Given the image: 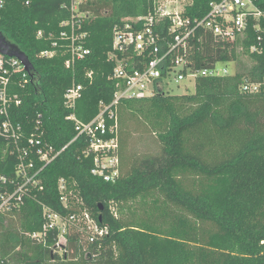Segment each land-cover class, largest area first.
<instances>
[{"label": "trees", "instance_id": "1", "mask_svg": "<svg viewBox=\"0 0 264 264\" xmlns=\"http://www.w3.org/2000/svg\"><path fill=\"white\" fill-rule=\"evenodd\" d=\"M213 1L193 0L188 15L203 18ZM65 3L69 0H10L0 20V32L34 67L26 89L10 88L23 101L11 114L22 127L24 143L36 133L57 152L69 145L41 172L38 200L26 199L21 209L0 214V264H264V89L257 94L242 90L246 82L263 81L264 54L246 57L238 53L239 43H220L199 31L188 59L192 70L236 62L235 74L198 77L193 93L170 95L160 88L152 96L121 100L120 177L106 182L92 174L94 155L87 154L86 138L72 142L75 123L67 120L73 112L64 96L74 83L83 86L74 113L85 123L100 113L102 103L113 101L117 82L110 78L114 64L108 53L114 30L125 18L147 14L148 2L94 0L85 27L91 54L71 69L60 52L42 58L52 41L37 38L39 31L45 37L60 33V24L70 17ZM258 6L264 11V0ZM249 35L246 47L254 39L252 31ZM126 122L157 137L160 152L128 157ZM6 144L0 137V178L9 181L17 158L4 152ZM5 189L12 186L0 182V192ZM155 195L163 200H148ZM136 201L151 203L146 218L126 223L111 210ZM45 208L63 219L87 212L109 233L84 244L80 233L70 231L61 251L58 230L42 242L32 238L43 230Z\"/></svg>", "mask_w": 264, "mask_h": 264}, {"label": "built area", "instance_id": "2", "mask_svg": "<svg viewBox=\"0 0 264 264\" xmlns=\"http://www.w3.org/2000/svg\"><path fill=\"white\" fill-rule=\"evenodd\" d=\"M93 1L69 0L63 7L70 12V17L60 24V33H50L45 37L42 31L38 32V39L52 41L51 49L41 52L42 58H54L61 53L67 56L66 68L71 69L76 62L84 61L91 54L87 47L90 34L85 27L92 18ZM260 1L216 0L209 4L203 18L193 19L188 15L193 0H147V14L122 20V25L114 30L112 48L108 53V60L114 64L110 78L117 82L113 101L109 105L102 103L100 113L85 123L74 113L83 86L74 83L64 96L66 108L73 112L67 120L75 123L76 137L72 142L80 137H85L89 142L87 154L94 155V176L103 177L106 182H115L120 177V123L117 110L121 100L152 96L160 88L165 90L167 80L195 82L198 77L235 74L236 62L228 64L232 66V71L227 68L218 70V64L202 71L192 70L188 59L199 31L210 32L220 43H239L236 49L238 53H247L246 57L248 54H264V11L258 6ZM9 2L0 0V20ZM250 31L254 39L246 47L244 43L250 39ZM197 40L201 41L199 38ZM29 75L19 59L0 53V117L3 119L0 137L7 142L4 152H10L17 158L14 178L9 181L6 177L0 178L4 186H12L11 191L5 189L0 192V214L21 209L26 199L38 200L37 192L42 189L41 172L69 146L57 152L53 146L42 144L36 133L31 134L24 143L22 127L13 122L11 114L23 101L10 88L18 86L26 89ZM87 77L92 79V73H88ZM262 89L264 77L262 82H246L242 87L244 92L250 94H257ZM38 163L42 167L39 168ZM59 191L66 205L68 195L64 180L59 183ZM43 218V230L34 233L32 238L42 242L50 232L58 230L61 251L70 231L80 233L84 244L100 241L109 233L107 227H100L87 212L63 219L45 208Z\"/></svg>", "mask_w": 264, "mask_h": 264}, {"label": "rangeland", "instance_id": "3", "mask_svg": "<svg viewBox=\"0 0 264 264\" xmlns=\"http://www.w3.org/2000/svg\"><path fill=\"white\" fill-rule=\"evenodd\" d=\"M228 69L232 71V66L228 64L219 63L218 70ZM195 92V82L193 80H186L181 83H176L173 80L165 82V93L170 95H183ZM124 139L126 140L127 149L124 152L128 157H136L141 159L148 155H157L160 152V145L157 137L146 131L143 127L134 122H126L122 127ZM163 200L162 197L155 195L148 198V200ZM151 203L145 204L142 201L128 203L122 206L112 205L111 210L117 217L123 219L126 223H131L135 219L146 218V212L149 210Z\"/></svg>", "mask_w": 264, "mask_h": 264}, {"label": "water", "instance_id": "4", "mask_svg": "<svg viewBox=\"0 0 264 264\" xmlns=\"http://www.w3.org/2000/svg\"><path fill=\"white\" fill-rule=\"evenodd\" d=\"M0 53L9 57H15L19 59L26 71L31 74L34 70V67L28 58V56L23 53L17 46L9 42L3 34L0 32Z\"/></svg>", "mask_w": 264, "mask_h": 264}]
</instances>
